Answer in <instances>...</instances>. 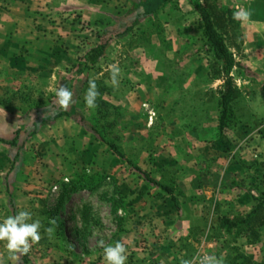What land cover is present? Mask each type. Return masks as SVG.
Listing matches in <instances>:
<instances>
[{"label": "rangeland", "instance_id": "374dc122", "mask_svg": "<svg viewBox=\"0 0 264 264\" xmlns=\"http://www.w3.org/2000/svg\"><path fill=\"white\" fill-rule=\"evenodd\" d=\"M29 1L35 30L51 32L33 43L40 48H34L38 58H22L19 51L15 65L0 70L2 107L35 119L24 124L26 133L16 135L13 145L0 140V220L14 210L30 211L41 223V239L15 259L0 242V256L8 259L0 264H106L101 239L121 243L126 264H184L201 255H215L219 264H264V226L256 229L258 238L219 228L223 218L250 214L254 199L264 195V34L255 38L250 24L264 23V0H198L214 13L240 65L230 72L233 92L221 126V64L188 0H170L159 14L136 22L127 0L128 9L112 11L122 21L107 29L79 24L75 38L68 27L64 41L56 39L57 21L78 15L58 12L56 0ZM241 11L247 19L236 17ZM258 29L263 32L264 26ZM104 42L100 63L85 67L86 53ZM112 65L120 70L116 85ZM92 80L99 96L98 106L89 110L83 98ZM59 86L73 93L67 110L56 103ZM71 109L84 120L80 126L95 147L73 155L59 176L46 177L40 186L32 123ZM134 167L172 188L178 209ZM9 181L16 187L32 185L30 207H14ZM75 182L81 189L72 191ZM73 199L75 207L69 209ZM48 227H54L52 234L46 233Z\"/></svg>", "mask_w": 264, "mask_h": 264}, {"label": "crops", "instance_id": "0c3cea01", "mask_svg": "<svg viewBox=\"0 0 264 264\" xmlns=\"http://www.w3.org/2000/svg\"><path fill=\"white\" fill-rule=\"evenodd\" d=\"M56 1L58 12L75 13L78 15L75 19L57 21V29L54 33H56V39L60 41L66 40V35L70 32L68 31V27H71L74 32L69 35L72 36L71 38H75V28L79 24L100 29L110 28L113 26L115 20L122 21V19H114L112 11L114 9L126 10L131 5L127 0ZM138 1H141L142 5L147 6L148 0ZM29 2V0H7L4 3L0 2V70H10L12 65L16 63L19 51L22 52L19 53L22 55V58L26 59L27 56L38 58L39 55L34 52V48L38 49L39 47L37 45L34 47V44H40V42H43L50 35V30L46 33H38L35 30L36 22L28 17ZM5 8L8 12H1ZM161 9H164L163 5H159L155 13L159 14ZM250 24L256 28L254 37L260 38L262 33L264 34V31L261 32L258 28L260 24L264 26V23L257 21V23L252 22ZM52 25L54 24L52 23ZM136 54L139 55L138 51L134 53V55ZM33 120L35 121L32 116L30 118L22 115L18 117L12 110H8L0 104V140L9 142L16 135L18 137L23 136L26 133V129H23L24 124L31 123ZM89 137L90 135L79 124L66 116L43 123L41 121L32 123L30 139L34 148L40 152V165L37 166V172L41 175L39 185L45 186L46 177L52 176L55 178L59 176L62 168L63 170L66 168L64 166L67 165V162H71L73 155L81 153L88 148L94 149L95 145H91L92 142ZM61 164H63V167ZM31 186H27L25 183L16 187L12 185V181H9L7 191L11 195L12 203L16 209H26L31 206ZM0 261L8 263V259L1 256Z\"/></svg>", "mask_w": 264, "mask_h": 264}, {"label": "trees", "instance_id": "16d2710c", "mask_svg": "<svg viewBox=\"0 0 264 264\" xmlns=\"http://www.w3.org/2000/svg\"><path fill=\"white\" fill-rule=\"evenodd\" d=\"M170 0H148L147 6L142 5L141 1L138 0H131L132 3V11L135 12L134 16V22L147 19L148 17L152 16L159 5H163ZM188 2L193 6V8L196 10L200 21L202 23V36L205 39L206 44L210 47L213 56L215 59L221 64V73L224 78V89L223 93L221 95V116H220V126L223 124V120L225 118L226 109L230 102L231 96H232V81L230 77V72L233 68H238L240 65L237 61H235L233 54L229 50L225 39L221 33H219V30L217 28V23L214 21V13L211 12L208 8L201 5V3L198 0H188ZM138 9H141V11H138ZM137 10V11H136ZM131 27L128 29H125L119 36L125 35L127 32H129ZM107 42L98 44L91 48L85 55V67H94L100 63V61L103 59L105 50L107 47ZM3 104V103H2ZM37 113L38 109H29L28 113ZM78 111L76 109H71L70 111H64L54 114L49 119H43L41 123L56 120L60 117L66 116L69 118H72L77 124L84 126V120L82 117H80L77 113ZM91 131L99 138V140L106 144L109 149L121 160H126L123 153L113 144L108 142L103 135H100V133L95 129L92 128ZM15 140V139H14ZM6 142L2 140L3 143H6L8 145H13L15 141ZM135 170L139 173H141L145 180L158 189H160L163 193L168 195L170 197V201L173 203V205L178 209V202L174 196L173 189L170 188L167 185H163L157 181H155L153 178L149 177V175L145 172H143L138 167H134ZM72 191L80 190L79 182L78 183H72ZM77 185V186H76ZM83 188V187H82ZM256 202V206L254 210L248 214L247 216L243 218H238L236 220H229L227 218H223L219 223V228L224 230L226 233H231L233 229L237 230L238 234L248 236L251 235L254 238H258V234L256 229L258 227L264 226V195H261L260 199H254ZM13 212V207H12ZM16 211L14 210V214ZM238 256V255H237ZM241 258V256L239 257ZM234 264L233 262H231ZM228 263V264H231ZM243 264V263H240Z\"/></svg>", "mask_w": 264, "mask_h": 264}, {"label": "clouds", "instance_id": "9594fccd", "mask_svg": "<svg viewBox=\"0 0 264 264\" xmlns=\"http://www.w3.org/2000/svg\"><path fill=\"white\" fill-rule=\"evenodd\" d=\"M238 19H247L246 12H237ZM119 68L115 65L111 66V82L113 85L118 83ZM99 92L94 80L90 81L88 88L84 93L83 102L89 110L95 109L97 105V97ZM56 103L58 106L67 110L73 102V93L65 86H59L55 92ZM55 225V221L50 222ZM41 223L39 220L32 219V213L27 210H21L13 215L0 220V242H4L6 248L13 254L15 259L18 255H26L30 252V247L40 241ZM46 233L52 234L54 227L45 229ZM98 247L102 249L103 259L106 264H126L127 255L125 247L119 243L106 244L104 240L98 241ZM198 264H219V260L215 255H204L194 258ZM184 264H193L192 261H184Z\"/></svg>", "mask_w": 264, "mask_h": 264}, {"label": "bare ground", "instance_id": "6f19581e", "mask_svg": "<svg viewBox=\"0 0 264 264\" xmlns=\"http://www.w3.org/2000/svg\"><path fill=\"white\" fill-rule=\"evenodd\" d=\"M74 204H76V199H73V204H71V206L69 207V209H71L72 207H75Z\"/></svg>", "mask_w": 264, "mask_h": 264}, {"label": "built area", "instance_id": "2783aa9c", "mask_svg": "<svg viewBox=\"0 0 264 264\" xmlns=\"http://www.w3.org/2000/svg\"><path fill=\"white\" fill-rule=\"evenodd\" d=\"M202 256V255H201ZM201 256H199V257H201ZM193 264H198V261L197 260H194L193 261Z\"/></svg>", "mask_w": 264, "mask_h": 264}]
</instances>
